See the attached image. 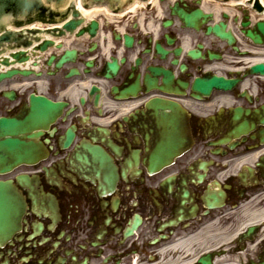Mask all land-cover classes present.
Listing matches in <instances>:
<instances>
[{"label": "flooded vegetation", "instance_id": "af4514ba", "mask_svg": "<svg viewBox=\"0 0 264 264\" xmlns=\"http://www.w3.org/2000/svg\"><path fill=\"white\" fill-rule=\"evenodd\" d=\"M164 7L169 10L170 3ZM155 14L150 1L114 23L103 22L93 38L85 25L84 35L64 33L46 38L54 41L48 50L37 48L45 63L74 52L57 69L43 66L44 93L68 104L40 136L45 159L0 172V179L13 180L26 203L19 229L0 244V264H144L157 259L167 243L212 219L223 222L231 209L252 206L250 201L263 193L264 72L250 74L253 65L264 63V42L245 34L248 27L236 13L225 19L231 43L208 34V25H164ZM253 27L258 30V24ZM125 34L131 46L124 44ZM156 42L166 49L164 57L153 50ZM107 44L108 57L118 63L110 88H127L129 96L119 99L115 92L105 105L81 100L79 86L69 88L67 72L81 71L90 60L102 66L107 58L101 47ZM172 53L178 62L166 86L164 74L150 68L167 69L164 58ZM212 71L236 81L209 94L193 89L195 77ZM151 87L153 95L146 92ZM17 95L11 113L25 102L24 94ZM154 97L184 108L189 138L173 160L156 166L150 156L159 134L147 102ZM20 175L26 178L19 180ZM259 230L251 246L239 239L229 246L230 257L239 264H262Z\"/></svg>", "mask_w": 264, "mask_h": 264}, {"label": "water", "instance_id": "95a60500", "mask_svg": "<svg viewBox=\"0 0 264 264\" xmlns=\"http://www.w3.org/2000/svg\"><path fill=\"white\" fill-rule=\"evenodd\" d=\"M67 0H0V29L4 23L7 22H19L22 23L35 16H46V17H57L63 14L65 11L64 5ZM92 2H107L114 7H121L128 0H86ZM256 6L261 9V5L256 1ZM172 14L179 16L180 20L184 21L188 25H194L200 22L208 21V17L211 13H205L200 8H196L194 11L186 12L183 8L174 5L171 9ZM78 12L74 11L73 15H77ZM224 16H227L226 13ZM81 20H70L65 24L67 29H73L77 23ZM171 20H166L165 24L170 23ZM249 21H243V25L248 24ZM97 26L95 21L90 24V33L93 34ZM226 23L220 22L219 24H213L208 26L207 31H213L216 35L224 38H228L230 41L233 40L230 32L225 31ZM259 29L264 32V22L258 21ZM81 32V31H80ZM15 32L6 29L5 32L0 34V53L5 50L2 48V43L12 42L11 35ZM246 34L252 37L255 41L260 42V36L251 30H247ZM21 37V35H19ZM16 39V38H15ZM124 42L126 45H131L132 38L125 34ZM25 43L24 45H26ZM11 49L13 47L10 46ZM42 48H44L42 46ZM156 49L159 52H164L160 44H156ZM23 50L11 51L10 55L7 57L0 58L1 65L10 66L15 60L22 62L28 59L26 57H20L23 54ZM72 52H67L66 55L61 56V58L56 62V65H61L62 62L71 57ZM12 59H11V58ZM13 60V61H11ZM118 64L116 60L112 62H107L103 70V74L106 77L110 76V73L116 71ZM253 70L264 71L263 64H256L252 67ZM156 70V69H155ZM78 72L77 69L71 70L68 75ZM21 73L23 75H28L30 71L21 70L17 68L8 67L5 71H0V82L5 78H10L13 74ZM227 81L221 77L213 75L207 80L196 79L194 87L202 91L208 92L212 87L225 88L227 87ZM95 93L94 101L97 102L100 95V88L93 84L89 90V96ZM4 96L13 97L14 92H4ZM64 103L54 102L48 99L42 94L31 93L29 97V105L24 108L22 112L16 116H0V166H2L1 171L8 170L12 165L25 161H32L31 148L33 145L29 142L22 141L13 136L24 135L25 137H32L39 135L40 132H32L33 130H38L44 128L50 121L56 118V116L61 112ZM152 105L154 108H168L172 112L170 115H163L161 117V123L164 125V135L165 139L158 143L156 148L155 157L156 159L166 160L173 156L179 146L184 144V141L177 138L179 136L178 120L176 121V108L178 105L163 99L152 100ZM177 118V117H176ZM23 208V200L17 189L12 185L9 180H0V239L6 237L11 231L16 228ZM254 230V226L249 227L248 233ZM212 253L206 252L201 255L195 264H211L212 263Z\"/></svg>", "mask_w": 264, "mask_h": 264}, {"label": "bare ground", "instance_id": "6f19581e", "mask_svg": "<svg viewBox=\"0 0 264 264\" xmlns=\"http://www.w3.org/2000/svg\"><path fill=\"white\" fill-rule=\"evenodd\" d=\"M173 0H167L164 4L160 3V0H151L154 7L157 8L158 14L165 12V4L168 2H172ZM243 1V0H242ZM257 0H246L243 2V5H250L253 8L251 9V16L253 19L259 17L264 18V0H261L259 3L261 5V9H257L256 6ZM142 1H136L132 5H129L130 9L135 10V8L140 4ZM235 3H231L230 6H223L222 3L216 2L214 0H203V7L204 8H213L216 13H221V11H228L230 13L233 12L234 7L238 9L239 6L235 5ZM85 17L91 18L94 16H100V14L104 13L105 16L101 15V20L106 23L105 18H112L113 13L109 12L106 6L102 5H93L90 7H83L82 5H78ZM257 7V8H255ZM240 10H244L243 6L239 7ZM240 13H238L239 15ZM116 15V14H115ZM107 16V17H106ZM105 17V18H104ZM116 17V16H115ZM144 15L140 18V21L143 22ZM115 20V19H114ZM116 21V20H115ZM151 25V23H149ZM118 30H123V27H118ZM103 50H108V44L103 48ZM262 204L257 205L252 208H248L247 210H243L244 212L240 213V217L238 218L237 222L229 228L219 229L212 224L207 225L204 229H200L199 231L187 235L180 240H177L175 243L171 244L167 250L163 247L162 255L166 253L171 254V256L162 257L159 261H154L151 264H190L192 263L195 258L202 252L206 251L207 249H211L216 247L221 243H226L230 239H233L238 233L244 230L247 226L251 224H259L260 233H264V198L261 201ZM228 262L225 260L224 257H218L215 260L214 264H227ZM148 264V263H147ZM235 264V263H231Z\"/></svg>", "mask_w": 264, "mask_h": 264}, {"label": "rangeland", "instance_id": "374dc122", "mask_svg": "<svg viewBox=\"0 0 264 264\" xmlns=\"http://www.w3.org/2000/svg\"><path fill=\"white\" fill-rule=\"evenodd\" d=\"M262 202H259L258 205H260ZM232 215V214H231ZM240 217V214H233V216H231V224H235L238 220V218Z\"/></svg>", "mask_w": 264, "mask_h": 264}]
</instances>
